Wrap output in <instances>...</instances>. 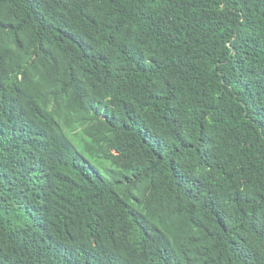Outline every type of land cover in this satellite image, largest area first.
<instances>
[{"label":"trees","instance_id":"obj_1","mask_svg":"<svg viewBox=\"0 0 264 264\" xmlns=\"http://www.w3.org/2000/svg\"><path fill=\"white\" fill-rule=\"evenodd\" d=\"M0 264H264V0H0Z\"/></svg>","mask_w":264,"mask_h":264},{"label":"rangeland","instance_id":"obj_2","mask_svg":"<svg viewBox=\"0 0 264 264\" xmlns=\"http://www.w3.org/2000/svg\"><path fill=\"white\" fill-rule=\"evenodd\" d=\"M75 140H77V137H74Z\"/></svg>","mask_w":264,"mask_h":264}]
</instances>
